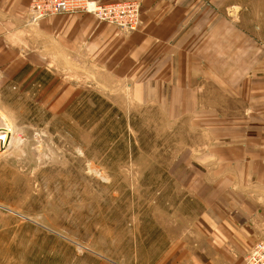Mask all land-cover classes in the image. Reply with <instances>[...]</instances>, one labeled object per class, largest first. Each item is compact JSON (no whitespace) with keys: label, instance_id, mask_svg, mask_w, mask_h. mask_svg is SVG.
I'll use <instances>...</instances> for the list:
<instances>
[{"label":"crops","instance_id":"obj_1","mask_svg":"<svg viewBox=\"0 0 264 264\" xmlns=\"http://www.w3.org/2000/svg\"><path fill=\"white\" fill-rule=\"evenodd\" d=\"M136 1L140 27L123 32L0 0V69L89 72L163 114L194 217L156 264H244L264 239V0Z\"/></svg>","mask_w":264,"mask_h":264},{"label":"rangeland","instance_id":"obj_2","mask_svg":"<svg viewBox=\"0 0 264 264\" xmlns=\"http://www.w3.org/2000/svg\"><path fill=\"white\" fill-rule=\"evenodd\" d=\"M15 71L0 69V264H156L194 217L174 126L89 72Z\"/></svg>","mask_w":264,"mask_h":264},{"label":"built area","instance_id":"obj_3","mask_svg":"<svg viewBox=\"0 0 264 264\" xmlns=\"http://www.w3.org/2000/svg\"><path fill=\"white\" fill-rule=\"evenodd\" d=\"M90 14L99 21L118 26L123 32L139 29L141 3L136 0L102 2L98 0H32L31 22L61 14ZM244 264H264V239L247 252Z\"/></svg>","mask_w":264,"mask_h":264},{"label":"bare ground","instance_id":"obj_4","mask_svg":"<svg viewBox=\"0 0 264 264\" xmlns=\"http://www.w3.org/2000/svg\"><path fill=\"white\" fill-rule=\"evenodd\" d=\"M8 139V138H7Z\"/></svg>","mask_w":264,"mask_h":264}]
</instances>
